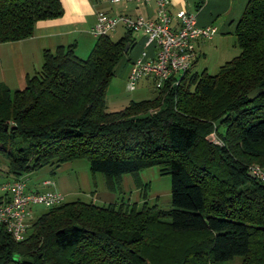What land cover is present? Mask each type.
<instances>
[{"label": "trees", "instance_id": "1", "mask_svg": "<svg viewBox=\"0 0 264 264\" xmlns=\"http://www.w3.org/2000/svg\"><path fill=\"white\" fill-rule=\"evenodd\" d=\"M62 13L60 0H0V42L30 37L37 21ZM130 37H98L84 59L75 44L45 50L24 88L0 83V156L13 179L83 159L110 192L124 174L159 166L170 176L171 208L64 201L31 220L21 241L0 226V264H222L238 256L264 264V182L248 175L251 165L264 168V0H247L235 29L240 53L216 74L186 72L178 84L153 86L154 98L107 111L106 89Z\"/></svg>", "mask_w": 264, "mask_h": 264}, {"label": "crops", "instance_id": "2", "mask_svg": "<svg viewBox=\"0 0 264 264\" xmlns=\"http://www.w3.org/2000/svg\"><path fill=\"white\" fill-rule=\"evenodd\" d=\"M60 1L63 7L61 16L37 21L33 34L30 37L16 41L0 42V83L7 85L11 89L24 88L27 76H31L40 70L43 63V52L45 50L54 51L58 46L75 44V54L79 58H82L84 55L88 56L97 40L92 35L91 28L96 21V15L99 11L111 15L153 16L155 8L153 3L146 6H137L131 3H111L108 0ZM170 2L172 13L185 9L195 14L196 23L199 26H215L217 32L210 40L216 37V41L220 42L221 39H227V36H235L236 25L247 0H205L203 6L198 10L194 8V0H170ZM189 2H192L194 9L189 8ZM126 32L127 30L122 25H118L108 36L111 40L116 41V39L118 40L123 37ZM219 34L228 35L222 36ZM130 38V44L132 43L131 49L118 66V69L123 73V61L127 59L128 63L125 65L126 76L129 73L132 61L141 56L143 51H146L148 57L153 56L156 51L152 44L146 45V37L141 32H131ZM204 41L200 39L194 42L195 60L191 68L196 65L198 58L202 54L206 55L208 46ZM60 166L53 172L50 169V173L56 174ZM68 171L66 174L58 172L57 177L53 180L47 178L53 181L51 187H42L39 184H34L33 187L27 186V184L26 186L30 190L51 188L59 191L64 196L72 193L75 194L81 190L80 183L78 182L79 177L76 168ZM86 178L87 175H85ZM11 179L13 180V178ZM91 180L94 184L93 175L90 177ZM3 181L0 180V182ZM85 191L86 193L89 192L92 196L96 194L91 190L89 183L85 186ZM99 198L105 202L110 199L107 195H102Z\"/></svg>", "mask_w": 264, "mask_h": 264}, {"label": "built area", "instance_id": "3", "mask_svg": "<svg viewBox=\"0 0 264 264\" xmlns=\"http://www.w3.org/2000/svg\"><path fill=\"white\" fill-rule=\"evenodd\" d=\"M111 3H131L146 6L153 3L154 15H111L99 11L91 33L96 38L108 35L118 25L127 31L141 32L146 37V45L155 47L153 56L148 57L146 51L132 61L126 78L127 89L132 91L142 79H150L155 88H160L165 81L173 78L178 84L181 77L190 72L195 60L194 42L210 40L217 32L213 25L199 26L195 14L185 9L175 13L170 10V0H108ZM249 171L264 182V168L252 165ZM53 181L46 179L42 187H51ZM65 201V196L57 190H30L26 186L24 176L0 182V226L15 241L25 238L31 221L33 205L52 207Z\"/></svg>", "mask_w": 264, "mask_h": 264}, {"label": "rangeland", "instance_id": "4", "mask_svg": "<svg viewBox=\"0 0 264 264\" xmlns=\"http://www.w3.org/2000/svg\"><path fill=\"white\" fill-rule=\"evenodd\" d=\"M189 8L194 9L192 2H189ZM219 35L227 36L228 34ZM227 37V39H221L220 42L216 41V37L213 40H205L204 42L208 46V49H206V55L204 56L202 54L198 58V62L193 68H191L190 74L193 72L200 73L206 70L209 74L214 75L218 72L222 64L238 56L240 49L236 44L235 36L231 35ZM86 57L87 55L82 56V58ZM123 63V73H121L118 69L119 63L117 65L115 75L107 86V111L120 110L131 101L151 99L157 94V91L153 87L150 79H143L138 82L134 90H128L126 86L127 76L125 71V65L128 63L127 59H125ZM208 139L214 143H220L214 133H210L208 135ZM75 168L79 177L78 182L80 183L81 190L77 191L75 194L72 193L65 196V201H93L99 205L106 204L108 202L120 203L123 201V206H135L136 209H142L145 206L156 210H168L171 208L170 176L168 174H162L159 166L146 167L139 170L135 174H124L122 176L121 188L114 192H110L106 188L103 174L99 172H96L95 174L90 173L88 162L83 159L62 164L60 169H58L57 173L54 175L50 173L51 167L45 166L25 174L24 179L27 186L33 187L34 184H39L40 186L44 179L49 178L53 180L57 177L58 172L66 174V172H69L68 170ZM6 171L7 160L0 156V180H12V177L7 175ZM85 175H87L86 179ZM91 175H93L94 184L92 183V180L90 181ZM88 183L91 190H93V193H96L94 196H92L89 192L86 193L85 191V186L88 185ZM102 195H107L110 198L109 201L105 202L100 199L99 197ZM48 208L49 207L41 204L33 205L31 210V220H35L42 213L46 212ZM175 241L177 242V245H179V243L185 244L183 238ZM222 264H242V257H235L234 259L225 261Z\"/></svg>", "mask_w": 264, "mask_h": 264}, {"label": "water", "instance_id": "5", "mask_svg": "<svg viewBox=\"0 0 264 264\" xmlns=\"http://www.w3.org/2000/svg\"><path fill=\"white\" fill-rule=\"evenodd\" d=\"M130 40H131V38H129L128 41L126 42L125 51H127L128 47L130 45ZM258 93H259V90L258 89H254L251 92H249L247 94V96H248L249 99H253V98H255L258 95ZM220 121H221V119H219L217 121V123H219ZM248 175L251 176V177H253V178H255V176L250 171L248 172ZM20 260L21 261H25V262H32V260L29 259V258H20Z\"/></svg>", "mask_w": 264, "mask_h": 264}]
</instances>
